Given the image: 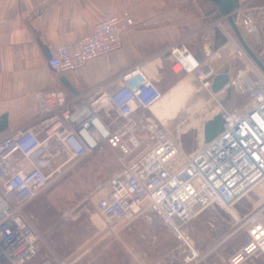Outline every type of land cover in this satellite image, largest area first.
<instances>
[{
    "label": "built area",
    "instance_id": "2783aa9c",
    "mask_svg": "<svg viewBox=\"0 0 264 264\" xmlns=\"http://www.w3.org/2000/svg\"><path fill=\"white\" fill-rule=\"evenodd\" d=\"M261 15L241 2L232 11L246 42L264 38ZM134 23L127 9L102 18L90 33L50 47L47 65L59 73L78 68L87 60L120 47L122 31ZM206 29L219 33L221 41L206 44L205 55L213 51L211 46H216L215 51L228 47L234 58L251 65L233 77L224 70L228 80L214 93L233 87L247 101L240 107L221 105L218 113L223 119L222 130L190 152L183 153L180 141L166 128L147 121L148 146L133 154L140 141L132 113L150 108L162 97L158 84L141 64L87 94L68 96L55 88L38 91L35 117L25 125L0 132V264H23L37 253L41 238L24 216L23 205L45 188L52 176L103 141L119 148L122 162L94 190L99 193L94 200L95 209L109 228L112 223L128 222L149 208L183 241L186 260L190 261L197 252L184 232L185 225L203 210L219 206L238 222L227 236L242 228L248 236L229 258V264L264 255V203L241 217L229 209L264 179V72L252 62L225 16L218 14ZM165 57L172 69L177 66L179 70L193 72L210 88L219 73L183 41L170 45ZM100 111H114L125 121L112 129ZM97 121L104 128L100 129ZM94 192L84 204L93 200ZM57 264L71 263L63 258ZM128 264L144 263L134 260Z\"/></svg>",
    "mask_w": 264,
    "mask_h": 264
},
{
    "label": "rangeland",
    "instance_id": "374dc122",
    "mask_svg": "<svg viewBox=\"0 0 264 264\" xmlns=\"http://www.w3.org/2000/svg\"><path fill=\"white\" fill-rule=\"evenodd\" d=\"M192 33L184 34L179 41L188 46L193 39ZM247 42L264 63V38L260 37L258 42L248 39ZM202 55L203 60L210 63L217 72L227 70L232 77L245 66L251 68L249 63L234 58L228 47L209 55L204 52ZM252 62L259 68L256 62ZM158 72L146 73L158 84L162 97L150 108L136 109L132 113L137 121L135 134L140 141L133 154L148 146L147 121L166 128L180 141L182 152L188 153L204 142L203 125L218 113L221 105L240 107L247 101L233 87L214 93L209 86L203 85L195 73L172 69L169 60ZM104 112L107 119L103 118L101 111L100 116L105 123L112 119L113 128L125 121L114 111ZM120 157L118 147L103 141L95 150L74 160L59 174L52 176L49 184L23 205L24 216L41 238L37 253L23 264H57L63 258L72 259L71 264H85V261L94 264H128L134 260L144 264H229V258L222 252L223 246H229L231 242L240 249L248 236L243 228L227 236L238 222L223 208L232 219L230 221L228 218L225 223L226 230L222 235L226 234L227 237L224 240L220 241L222 235L212 233L217 227L215 219L200 223L198 217L207 209L185 225L184 232L188 234L197 252V256L190 261L186 260L187 248L183 241L164 226L149 208L137 213L130 221L115 222L109 228L95 209L99 193L94 190L97 184L120 168ZM92 192L93 200L84 204ZM262 203L264 179L230 210L235 216L241 217L254 212ZM82 253L89 254V258H80ZM76 254L77 257L71 258ZM46 259H49V263ZM240 264H264V255L249 256Z\"/></svg>",
    "mask_w": 264,
    "mask_h": 264
},
{
    "label": "crops",
    "instance_id": "0c3cea01",
    "mask_svg": "<svg viewBox=\"0 0 264 264\" xmlns=\"http://www.w3.org/2000/svg\"><path fill=\"white\" fill-rule=\"evenodd\" d=\"M239 2L262 13L259 19H264V0ZM214 7L208 0H0V115L6 113L8 123L2 131L25 125L35 117L38 91L55 88L68 96L87 94L136 64L147 73L159 74L168 60L164 52L186 33L193 32L188 48L203 60L204 40H209L207 44L221 41L219 33L206 29L218 15ZM125 9L135 23L122 31L120 47L61 73L47 65L50 47L90 33L98 20ZM215 47L211 46L212 53L217 52ZM61 74L76 93L63 85ZM107 124L113 128L114 122L109 119ZM226 212L218 206L209 207L198 219L200 223L215 219L217 227L212 233L222 235L230 218ZM225 237L222 235L220 241ZM229 244L222 248L228 258L239 248ZM80 256L89 258V254Z\"/></svg>",
    "mask_w": 264,
    "mask_h": 264
},
{
    "label": "water",
    "instance_id": "95a60500",
    "mask_svg": "<svg viewBox=\"0 0 264 264\" xmlns=\"http://www.w3.org/2000/svg\"><path fill=\"white\" fill-rule=\"evenodd\" d=\"M208 1L214 3L215 6L214 8L217 10L219 15L226 17L241 45L244 47V49L248 52V54L252 57V59L258 64V66L264 72V63L252 50V48L248 45V43L246 42L240 29L235 24L234 19L232 17V11L237 7L239 0H208ZM222 41H224V38H222ZM167 52L168 50H166L164 54H166ZM205 67L206 65H204V68ZM59 79L69 91H71L72 93H76V90L74 89L73 85L64 74H61ZM227 80H228V74L226 71L222 73H218L213 78V82L211 85L212 90L217 91L222 86V84H224ZM7 125H8L7 116L6 113H4L0 115V131L5 129ZM222 128H223V119L221 118V115L219 113L213 115V117L206 120L203 125L204 142H207L210 139H212L218 132L222 130Z\"/></svg>",
    "mask_w": 264,
    "mask_h": 264
},
{
    "label": "bare ground",
    "instance_id": "6f19581e",
    "mask_svg": "<svg viewBox=\"0 0 264 264\" xmlns=\"http://www.w3.org/2000/svg\"><path fill=\"white\" fill-rule=\"evenodd\" d=\"M205 42H206V44H207V42L209 41L208 39L207 40H204ZM193 52V51H192ZM194 53V52H193ZM202 53H204V51L202 50ZM175 70H177L178 68H177V66L174 68ZM97 125H98V127L100 128V129H102V128H104L103 127V123H101V121H97ZM230 209V208H229ZM232 209V208H231Z\"/></svg>",
    "mask_w": 264,
    "mask_h": 264
}]
</instances>
